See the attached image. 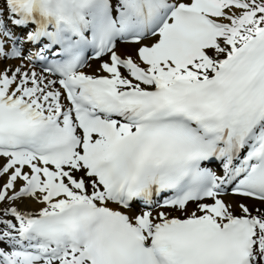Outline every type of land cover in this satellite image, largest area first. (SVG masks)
Returning <instances> with one entry per match:
<instances>
[{
    "label": "snow or ice",
    "instance_id": "1",
    "mask_svg": "<svg viewBox=\"0 0 264 264\" xmlns=\"http://www.w3.org/2000/svg\"><path fill=\"white\" fill-rule=\"evenodd\" d=\"M0 264H264V0H0Z\"/></svg>",
    "mask_w": 264,
    "mask_h": 264
},
{
    "label": "bare ground",
    "instance_id": "2",
    "mask_svg": "<svg viewBox=\"0 0 264 264\" xmlns=\"http://www.w3.org/2000/svg\"><path fill=\"white\" fill-rule=\"evenodd\" d=\"M92 63L97 65V62H92Z\"/></svg>",
    "mask_w": 264,
    "mask_h": 264
}]
</instances>
